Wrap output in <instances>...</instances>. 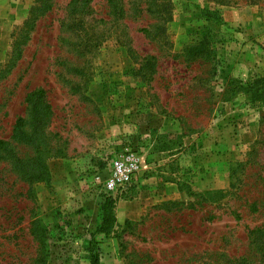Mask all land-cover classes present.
I'll use <instances>...</instances> for the list:
<instances>
[{"label": "rangeland", "instance_id": "rangeland-1", "mask_svg": "<svg viewBox=\"0 0 264 264\" xmlns=\"http://www.w3.org/2000/svg\"><path fill=\"white\" fill-rule=\"evenodd\" d=\"M155 1L0 0V264H264V3Z\"/></svg>", "mask_w": 264, "mask_h": 264}, {"label": "trees", "instance_id": "trees-1", "mask_svg": "<svg viewBox=\"0 0 264 264\" xmlns=\"http://www.w3.org/2000/svg\"><path fill=\"white\" fill-rule=\"evenodd\" d=\"M155 1V0H152ZM213 2H215L216 4L222 5L225 3H244V4H259V3H264V0H212ZM168 2V1H167ZM166 2V0H161L159 2L155 1V2H151L150 4H148V11L151 12H157L158 14L160 13L161 9L166 8L168 3ZM207 13H212V15L217 13V10L211 12V11H204V15H206V19H209V14ZM168 14L165 16V19H167ZM36 18V17H35ZM35 18H33L31 20V22H34ZM30 24V21H26L24 23L23 26ZM33 26V25H32ZM32 26L30 28V30L32 29ZM20 52H18L17 56L15 59H18L20 57ZM152 58V57H150ZM235 81L234 79L230 80L229 82ZM246 86L243 87L244 88V92L246 93V95L248 96V101L249 102H261L262 104H264V76H260L257 78H254L251 81H248L246 84ZM242 88V86H235V88H230L231 92H237ZM261 118H264V114L261 116ZM21 122L22 119L18 118L16 120L15 123V129L16 131L19 132V135L21 137H23L24 132L21 130ZM17 135V133H16ZM28 142H31L29 137H26ZM33 143V142H31ZM211 192H206V194H210ZM215 194H222L223 192L220 190H216L215 192H213ZM115 202L116 199L111 197L110 195H107L104 193V200L101 204V210H102V219H101V223L99 226L96 227V233L102 234L104 236H108L110 235L114 230V224H115V215H114V207H115ZM97 243H96V235L92 234V239L90 240V253H91V259H90V264H100L99 262V254H98V248L96 247Z\"/></svg>", "mask_w": 264, "mask_h": 264}, {"label": "built area", "instance_id": "built-area-1", "mask_svg": "<svg viewBox=\"0 0 264 264\" xmlns=\"http://www.w3.org/2000/svg\"><path fill=\"white\" fill-rule=\"evenodd\" d=\"M103 176L97 175L103 193L116 198L125 192L142 170L141 157L128 147L106 159Z\"/></svg>", "mask_w": 264, "mask_h": 264}]
</instances>
